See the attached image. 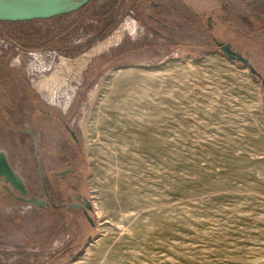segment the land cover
Returning a JSON list of instances; mask_svg holds the SVG:
<instances>
[{
  "label": "rangeland",
  "instance_id": "rangeland-1",
  "mask_svg": "<svg viewBox=\"0 0 264 264\" xmlns=\"http://www.w3.org/2000/svg\"><path fill=\"white\" fill-rule=\"evenodd\" d=\"M217 42L264 68V0H92L0 22V104L24 81L71 94L94 79L77 115L95 222L0 183V264H264L263 86Z\"/></svg>",
  "mask_w": 264,
  "mask_h": 264
},
{
  "label": "flooded vegetation",
  "instance_id": "flooded-vegetation-1",
  "mask_svg": "<svg viewBox=\"0 0 264 264\" xmlns=\"http://www.w3.org/2000/svg\"><path fill=\"white\" fill-rule=\"evenodd\" d=\"M246 58L264 92V68ZM93 81L88 73L71 94H52L49 88L24 81L5 105L0 104V131L6 132V149L0 146V152L22 178L25 191L0 175L2 187L15 199L71 215L70 222L83 217L91 223L92 217L91 200L85 194L77 110Z\"/></svg>",
  "mask_w": 264,
  "mask_h": 264
},
{
  "label": "water",
  "instance_id": "water-1",
  "mask_svg": "<svg viewBox=\"0 0 264 264\" xmlns=\"http://www.w3.org/2000/svg\"><path fill=\"white\" fill-rule=\"evenodd\" d=\"M92 0H0V22H20L37 19H51L72 14L84 8ZM222 51L232 60L248 64V59L233 49L231 43L217 42ZM252 71L254 69L252 68ZM0 175L10 180L24 192V183L7 160L6 154L0 152ZM90 217V216H89ZM94 225L92 217L89 218Z\"/></svg>",
  "mask_w": 264,
  "mask_h": 264
},
{
  "label": "bare ground",
  "instance_id": "bare-ground-1",
  "mask_svg": "<svg viewBox=\"0 0 264 264\" xmlns=\"http://www.w3.org/2000/svg\"><path fill=\"white\" fill-rule=\"evenodd\" d=\"M103 48H104V44H103V43L99 44L97 47L92 48V50H91L90 52L87 53L88 57H90L94 52L100 51V50H102ZM86 62H87V61H86ZM50 79H52V80H54V81H58V76H57V74H56V75H55V74L52 75V76L50 77Z\"/></svg>",
  "mask_w": 264,
  "mask_h": 264
}]
</instances>
